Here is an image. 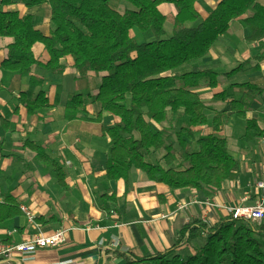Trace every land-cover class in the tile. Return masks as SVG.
<instances>
[{"label": "trees", "instance_id": "16d2710c", "mask_svg": "<svg viewBox=\"0 0 264 264\" xmlns=\"http://www.w3.org/2000/svg\"><path fill=\"white\" fill-rule=\"evenodd\" d=\"M18 1L26 8L47 4L51 32L38 30L33 14L7 8L13 0H0V53L4 51L0 70L30 75L31 84H42L32 75L34 68L61 74L67 67L64 59L70 57L78 77L103 74L97 93L87 98L118 120L105 131L110 139L107 180H126L132 170H139L149 181L171 190L216 192L237 179L241 162L222 133L229 117L244 121L245 143L264 136L252 117L253 104L264 96V79L230 82L238 73L258 71L264 62V6L258 0H212L216 7L206 17L196 10L199 0H116L131 6L123 12L110 6L114 0ZM164 3L175 10L170 36L165 31L166 16L159 10ZM238 20L249 30L245 41L260 45L251 58L224 73L187 70L207 56ZM133 30L143 36L142 41ZM4 40L8 41L3 46ZM37 42L49 55L46 62L34 57ZM221 86L214 98L224 107L210 119L200 91ZM24 106L33 115L47 108L49 101L40 91L33 99L26 98ZM64 118L91 119L82 94L69 96ZM199 127L208 131L200 134L195 130ZM23 146L51 167L64 185L63 168L42 146L29 140ZM106 199L115 201L112 196ZM20 208L17 198L5 196L0 201V225L21 216ZM53 220L34 217L42 225ZM197 240L201 244L193 247L194 254L182 252ZM129 264H264V223L232 216L212 226L195 220L180 228L172 247Z\"/></svg>", "mask_w": 264, "mask_h": 264}, {"label": "crops", "instance_id": "0c3cea01", "mask_svg": "<svg viewBox=\"0 0 264 264\" xmlns=\"http://www.w3.org/2000/svg\"><path fill=\"white\" fill-rule=\"evenodd\" d=\"M13 1L14 4L7 8L18 9L21 14H33L37 29L44 34L51 32V11L47 4L26 8L18 0ZM258 2L264 6V0ZM110 6L119 12L131 8L122 1H112ZM215 7L212 0L196 3V10L202 17ZM159 10L166 16L165 31L170 36L174 7L164 3ZM132 34L138 41L143 40L139 32L133 30ZM248 34V28L239 20L234 21L211 52L187 70L212 69L224 73L234 69L260 48L257 43L245 41ZM7 41L1 44L4 46ZM240 44L245 46L242 51ZM246 45L251 46L252 51L248 52ZM32 51L41 62L49 59L42 43H35ZM237 53L241 54L240 61L235 58ZM3 56L4 51L0 53V60ZM64 62L67 67L61 74L34 68L32 75L42 80V84H31L30 75L0 70V201L12 195L35 218L54 217L51 223L42 225L29 222L27 215L22 213L0 225V243H22L35 235L50 236L58 230H67L66 240L59 247L40 249L32 254L15 253L12 260L3 264H129L136 258H147L172 247L180 228L186 223L201 220L212 226L228 217L231 209L252 206L263 198L264 192L255 189L254 180H264V136L247 144L251 147L248 150L252 151L251 163L246 152H240L239 145L235 142L231 145L228 139L232 154L241 162V171L236 180L226 182L220 191L207 188L171 190L149 181L139 170H132L126 180H107L104 169L110 139L105 131L118 120L101 112L100 103L87 98V95L97 93L103 74L80 78L72 68L71 58H65ZM245 74L254 79L248 82L262 81L264 62L258 71L250 70L241 75ZM232 79L231 83H243ZM223 86L201 90V98L211 101ZM40 91L45 92L49 106L30 115L24 100L35 98ZM72 94L84 96L91 119L68 121L64 118L65 105ZM252 117L264 130V96L253 104ZM232 120L243 123L244 133V121L230 116V129L226 127L225 133L228 138ZM195 130L208 131L203 127ZM26 140L42 146L61 165L65 173L63 186L58 183L51 167L43 165L33 151L24 148ZM247 178L253 180L249 190L244 183ZM107 196L114 197L115 201H108ZM181 205L186 207L180 210ZM200 244L201 241L197 240L184 247L182 252L194 254L193 247L198 248Z\"/></svg>", "mask_w": 264, "mask_h": 264}, {"label": "built area", "instance_id": "2783aa9c", "mask_svg": "<svg viewBox=\"0 0 264 264\" xmlns=\"http://www.w3.org/2000/svg\"><path fill=\"white\" fill-rule=\"evenodd\" d=\"M255 189L264 192V180L257 181L254 184ZM208 204V203H207ZM212 206L213 204H208ZM186 206L181 205L179 209H184ZM22 213L27 215L29 222L34 221V216L25 206H21ZM230 215L236 218H243L255 222H262L264 220V194L263 198L252 206H237L230 210ZM66 229H61L54 232L50 236L42 234L35 235L22 243L4 244L0 243V264L5 261H10L14 258V254H32L40 249L56 248L62 245L66 240Z\"/></svg>", "mask_w": 264, "mask_h": 264}, {"label": "rangeland", "instance_id": "374dc122", "mask_svg": "<svg viewBox=\"0 0 264 264\" xmlns=\"http://www.w3.org/2000/svg\"><path fill=\"white\" fill-rule=\"evenodd\" d=\"M116 1V0H114ZM228 43V41H225ZM247 46V45H246ZM245 48V46H242L241 44L239 45V49L242 51ZM247 51L250 52L252 51V47L251 46H247ZM229 55L232 56V53H229ZM225 58L226 55H225ZM236 59H238L239 61L241 60V54L237 53L235 56ZM237 63V62H236ZM184 69H182L181 71H183ZM243 73H240L238 75H235L233 77V81L234 82H246L248 80L254 81V79H249L248 75L249 74H245V75H241ZM227 81H225L226 83ZM206 102V101H205ZM206 107H207V115L208 117L211 119L213 117V114L215 111H219L220 109H222L224 106L222 103H217V100L214 98V96L211 98V101H207L206 102ZM229 121L226 123V125L223 128L222 133L225 134L227 133L226 127H228V129H230V125H228ZM232 126H231V132L228 130V132L230 133V138H228L230 140V144L232 145V142H235L237 145H239L238 149L240 152H243L245 154L246 152V157L249 159V163H251V160L249 158V156L252 154V151L250 152L248 149H250L251 147L247 145V143H245L244 139H243V123L239 122L237 120H232ZM203 129H207V127H203ZM198 133H202V132H198ZM203 134V133H202ZM232 134V135H231ZM226 135V134H225ZM249 147V148H248ZM245 188L246 189H250L253 186V180L252 178H247L245 181ZM254 184H255V180H254ZM231 216V215H229Z\"/></svg>", "mask_w": 264, "mask_h": 264}]
</instances>
